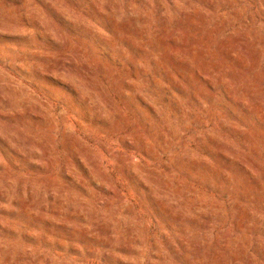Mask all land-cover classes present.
<instances>
[{
	"label": "rangeland",
	"instance_id": "obj_1",
	"mask_svg": "<svg viewBox=\"0 0 264 264\" xmlns=\"http://www.w3.org/2000/svg\"><path fill=\"white\" fill-rule=\"evenodd\" d=\"M0 264H264V0H0Z\"/></svg>",
	"mask_w": 264,
	"mask_h": 264
}]
</instances>
